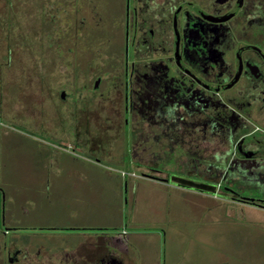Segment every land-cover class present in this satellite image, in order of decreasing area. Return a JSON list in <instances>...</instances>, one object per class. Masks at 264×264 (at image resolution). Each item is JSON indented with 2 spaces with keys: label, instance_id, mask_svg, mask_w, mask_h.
<instances>
[{
  "label": "flooded vegetation",
  "instance_id": "flooded-vegetation-1",
  "mask_svg": "<svg viewBox=\"0 0 264 264\" xmlns=\"http://www.w3.org/2000/svg\"><path fill=\"white\" fill-rule=\"evenodd\" d=\"M52 5L76 146L121 142L138 176L264 211V0ZM20 231L0 215V264H139L117 236L54 250Z\"/></svg>",
  "mask_w": 264,
  "mask_h": 264
},
{
  "label": "rangeland",
  "instance_id": "rangeland-1",
  "mask_svg": "<svg viewBox=\"0 0 264 264\" xmlns=\"http://www.w3.org/2000/svg\"><path fill=\"white\" fill-rule=\"evenodd\" d=\"M95 1L114 8L119 0ZM52 4L0 0L6 225L54 250L117 236L139 264H264L263 210L138 176V166L121 160V142L100 144V151L76 146L89 134L86 121L77 123L55 98L57 85L69 88V73L53 67ZM86 54L75 56L83 61ZM79 73L74 77L85 78Z\"/></svg>",
  "mask_w": 264,
  "mask_h": 264
},
{
  "label": "crops",
  "instance_id": "crops-1",
  "mask_svg": "<svg viewBox=\"0 0 264 264\" xmlns=\"http://www.w3.org/2000/svg\"><path fill=\"white\" fill-rule=\"evenodd\" d=\"M147 180H149V179H147ZM149 181H152V180H149ZM153 183H161V182H156V181H152Z\"/></svg>",
  "mask_w": 264,
  "mask_h": 264
}]
</instances>
